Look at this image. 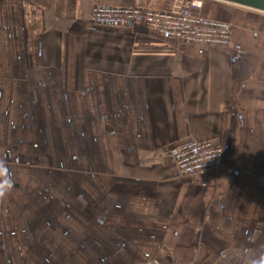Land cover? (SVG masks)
<instances>
[{
  "label": "crops",
  "instance_id": "0c3cea01",
  "mask_svg": "<svg viewBox=\"0 0 264 264\" xmlns=\"http://www.w3.org/2000/svg\"><path fill=\"white\" fill-rule=\"evenodd\" d=\"M179 1L0 0V264H264V12L204 0L217 48L91 24ZM189 139L219 167L182 175Z\"/></svg>",
  "mask_w": 264,
  "mask_h": 264
},
{
  "label": "built area",
  "instance_id": "2783aa9c",
  "mask_svg": "<svg viewBox=\"0 0 264 264\" xmlns=\"http://www.w3.org/2000/svg\"><path fill=\"white\" fill-rule=\"evenodd\" d=\"M204 0H180L170 11L136 6L96 4L91 13L93 26H131L142 22L159 34L209 47H227L232 44L230 23L200 14ZM177 165L182 175H194L214 170L223 159V148L212 139H189L165 152Z\"/></svg>",
  "mask_w": 264,
  "mask_h": 264
},
{
  "label": "clouds",
  "instance_id": "9594fccd",
  "mask_svg": "<svg viewBox=\"0 0 264 264\" xmlns=\"http://www.w3.org/2000/svg\"><path fill=\"white\" fill-rule=\"evenodd\" d=\"M14 188V182L5 159H0V200Z\"/></svg>",
  "mask_w": 264,
  "mask_h": 264
},
{
  "label": "water",
  "instance_id": "95a60500",
  "mask_svg": "<svg viewBox=\"0 0 264 264\" xmlns=\"http://www.w3.org/2000/svg\"><path fill=\"white\" fill-rule=\"evenodd\" d=\"M230 2L264 12V0H229Z\"/></svg>",
  "mask_w": 264,
  "mask_h": 264
}]
</instances>
